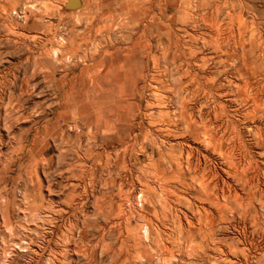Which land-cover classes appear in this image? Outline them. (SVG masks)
I'll return each mask as SVG.
<instances>
[{
	"label": "rangeland",
	"instance_id": "obj_1",
	"mask_svg": "<svg viewBox=\"0 0 264 264\" xmlns=\"http://www.w3.org/2000/svg\"><path fill=\"white\" fill-rule=\"evenodd\" d=\"M132 1L140 8L137 18ZM66 2L0 0V264H111L118 248L123 255L148 248L153 264H264V216L262 226L230 212L222 219L214 212L210 221L204 210L214 209L201 200L197 175L187 174L185 185L174 179L180 172L174 164L166 174L174 176L169 193L161 198L152 165L161 149L167 158L184 154V169L189 148L219 170L223 160L201 131L209 120L229 121L248 148L255 185L264 188V111L247 98L259 89L256 82L264 84V0H81L80 8L65 10ZM169 36L183 50L194 49L197 59L206 57L205 85L177 93L169 75L152 79L151 59L160 50L148 60L123 59L127 73L141 70L128 87L131 110L123 111L117 134L110 131L96 116L100 95L90 67L103 60V75L118 47L137 39L166 46ZM182 94L183 113H195L200 136L181 118ZM160 112L167 114L165 124ZM160 127L174 132L167 138ZM256 127L260 145L249 132ZM123 155L128 171L113 172ZM145 185L157 194L149 201ZM131 201L132 212L145 218L129 217ZM146 226L149 239L134 247V230ZM137 263L130 257L127 264Z\"/></svg>",
	"mask_w": 264,
	"mask_h": 264
},
{
	"label": "bare ground",
	"instance_id": "obj_2",
	"mask_svg": "<svg viewBox=\"0 0 264 264\" xmlns=\"http://www.w3.org/2000/svg\"><path fill=\"white\" fill-rule=\"evenodd\" d=\"M132 4L134 5V7H133L134 11L132 13L133 18H135V17L137 18L140 14V11H139L140 8H136L137 4L135 1H132ZM63 5L65 6V4H63ZM237 23H238V21H237ZM219 24H220V22H219ZM217 26H218V24H217ZM141 31H142L141 36H143L146 33V28H144ZM240 33H241V31H240ZM253 40L254 39L251 36L250 43L253 42ZM61 41H63V40H61ZM168 43L169 44L166 46L162 42L158 43L157 45H152L150 43H142L139 39H137L133 43L131 42V45H129L128 47H124V46L118 47L115 51H113L111 53L112 59L110 62V69L108 70L107 73L105 72L103 75L99 73L100 68L104 64L103 60H100L99 63L97 62L92 67H90L91 70L93 71V74L90 76L91 83L96 85V87L99 90V95H100L99 97H97L94 100V104L101 105V107L98 108V110H97L96 116L99 119V122L100 121L105 122L104 126L108 129H110V131H112V132L114 131L117 134V131H115V129H117L116 125L119 124L118 120H121V118L123 117V111H125V110L130 111L131 110L130 108H131L132 104H131L130 100H131V97L133 95L130 94L128 87H130L131 83L133 82L132 78L137 77V75L139 76L140 75L139 72L141 70L140 67H137L138 66L137 65L138 61H137V64H136L137 68L135 69V71H130V73H127L126 70H123V64H122V62H124L123 59L124 60H129V59H134V60L135 59L136 60L146 59V60H148L149 59L148 55L153 51V49L160 50L162 52L161 57H157L158 56L157 55V56L152 57V59H151L153 68L155 69V72H156V74H153L152 79L153 78L156 79L157 77L155 78V76H157L158 74H161V73L162 74L164 73V76L169 75L170 77H172L173 84L175 85L174 91H177V93L185 92L187 90V87H189V85L197 84L199 87H201V84H202V86L205 85L204 82H202V80H201L203 77V76H201V69L202 70L204 69V66L207 62L206 57L202 58V61H201V58L197 59L195 56V52H193L194 49L192 51L191 50L185 51L186 49L183 50L181 45H180V41H178V40L171 41L170 36H169V42ZM262 49H264V48H262ZM197 51H198V49H197ZM123 52H125L126 54L125 53L123 54ZM263 52L264 51H262V53ZM127 53H131V54L128 56ZM130 57H132V58H130ZM95 59H96L95 56H93L92 61H95ZM194 59H196V61ZM201 62H202V65H201ZM194 66H196V69H194ZM144 71H146V70H144ZM211 82L214 83L215 78ZM161 83H164V82H161ZM250 83L251 82L246 81L245 86L246 87L250 86ZM254 85H257L258 86L257 88H259L260 90L258 89L253 94L252 97H250L251 95L250 96L247 95V98H252L251 100L253 101L254 109L261 108L264 111V98H263L264 84L262 83V85L259 86V83L256 82ZM212 88H213V86H212ZM210 91H211V89H210ZM210 93L211 92H208L207 94L210 95ZM155 95H156V93H155ZM157 95H159V94H157ZM97 96H98V94H97ZM181 97H180V100H181V103L183 105L182 106L183 110L181 112V118L182 119L185 118L187 128L190 130L192 136H194V137H196L198 135L200 136V133L196 132L197 127H198L197 126L198 122L194 118L195 113L190 112L188 114V116L183 113L184 109L186 110V106H184L185 105L184 103L187 102V100H186L187 96H184L182 94ZM222 113L224 114L225 112H222ZM158 116L160 119L159 121L165 124V118H166L167 114L160 112L158 114ZM113 118H115L118 122L113 123L112 122ZM151 118H153V115H151ZM217 118L218 117L215 114V119L218 120ZM209 121H210V123H207V122L203 123V125H204L203 130L204 131H201V136L205 137V139H207L209 141V144L213 145L214 150L218 151V155L223 160V166L219 170L215 169V167L213 165H211L212 162H210L208 156L202 155V154H201V156H195V154H193L194 153L193 149L190 150L188 148V150L186 149V151H184L185 149L183 148L184 149L183 151L187 153V158L184 162L186 166L183 169L182 161L184 159V156H183L184 154L181 153L179 156L167 158L168 155L166 153H164L163 151H161V149H158V156L159 157L157 160H154L152 165L154 168L153 176L155 178L156 185L158 186L157 188H159V190L161 191L160 197L162 198L164 195L166 196L169 193L168 192L169 189L167 187H170V182L173 181L174 176L171 175L168 177V176H166V174L173 171L174 164H175L176 168H178L180 170V172L178 171V175L175 176L174 179L182 178V180H184L183 183L185 185H188V183L186 182V175L187 174L190 176L195 174L199 177L200 182L197 185L201 189V191H199V192H201L200 193L201 200H205L206 202L211 204V207L214 209V210H209V209L204 210L206 212V214L208 215L207 218L210 221H213V219H214L213 218L215 215L214 212H216L219 215L218 217H221V219L226 215L225 212H230V213H232L233 216H234V214H237L241 219L253 220L254 224L259 226L263 223L262 217L264 216V214H262V212H260V211H264V188L261 189V188H259L258 184L255 185V177L253 176V174L250 171V167H252V165L250 166V162L247 161V158L249 156V153H248L249 151H248V148L246 147L245 143H243L241 133L236 131L237 125H233L231 127L230 124H226L227 121L226 122L221 121L220 123H218V121H217V124L212 123L211 120H209ZM152 124H154V123H152ZM193 127L195 128L194 130H193ZM157 130L160 134H162L165 131L166 137H167V135L170 136L171 133L174 132V131H171L170 128L163 130V127H160ZM249 132L252 133L253 137L256 140V143L258 145H260L262 137H263V133H262L261 129L259 127H256L253 131L250 130ZM166 148H168V147L166 146ZM127 150H129V147L126 148L124 151L127 152ZM168 151L169 150H167V152ZM170 153H172V152H170ZM200 157H201V159H200ZM159 164H161V166H158ZM127 169H128V165H126L125 156L123 155L121 157V164H118L113 172L121 171V172L125 173L128 171ZM130 170H129V172L132 171V170L131 171ZM128 177H129V175H128ZM140 181H141V179H140ZM142 182H143V180H142ZM148 183H149V181H148ZM174 183L175 182H173L172 185ZM238 184H240L242 186V191H243L242 194L238 193L239 189L237 190V188L235 187ZM149 187H150L149 185H145L144 194L146 195L147 192H149V193L152 192V194L149 196L148 195L144 196L145 201L146 200L149 201V200H151L152 196L157 195L155 190L151 189ZM152 188H154V187H152ZM142 189L143 188H141V191H142ZM243 195H246L247 197L244 198ZM170 197H172V196H170ZM259 197L261 199H259ZM128 200H126V201H128ZM129 203H130V205H129L130 206V208H129L130 209V213H129L130 218L135 217V216H139L141 218L146 217V216H143L141 213L137 212L138 210H135L134 212H132L133 207H134V204H133L134 202L131 201ZM136 206L139 207V205L137 203L135 205V208H136ZM123 211H124V209H123ZM119 213H122V212L119 210ZM123 215H121V216H123ZM126 215H127V213L125 214V216ZM215 217H216V215H215ZM164 218L166 219V216H164ZM119 219H121V218H119ZM148 221H149V224L152 225L151 220H148ZM180 222H181V220H180ZM190 224H192V223H190ZM212 224H213V222H212ZM196 229H198L200 231L202 236L205 235V231L203 232V230H201V228H196ZM148 231L149 230H148L147 226L145 228L144 227L143 228H136L134 230L135 235H132V237L135 240V241L133 240L134 247L142 244L143 242H145L149 239ZM214 233H215L214 228L210 227L206 234L209 235V237H210V235H214ZM112 236H114V235H112ZM126 240H128V239H126ZM154 245H157V244H154ZM111 251H112V254L110 255V263L111 264H127L130 257L136 258V261L138 262L137 264H153V256H152L153 254L151 253V251L148 250V248L147 249L144 248V250H143L144 253H142L143 255L141 254V251L140 252L136 251L135 253H130L129 250H127V252L124 253V255H123L122 254L123 252L121 250H119V248L113 249ZM122 256H125V257L122 258Z\"/></svg>",
	"mask_w": 264,
	"mask_h": 264
},
{
	"label": "water",
	"instance_id": "obj_3",
	"mask_svg": "<svg viewBox=\"0 0 264 264\" xmlns=\"http://www.w3.org/2000/svg\"><path fill=\"white\" fill-rule=\"evenodd\" d=\"M82 2L81 0H67L64 8L65 10H69V9H78L81 6Z\"/></svg>",
	"mask_w": 264,
	"mask_h": 264
}]
</instances>
